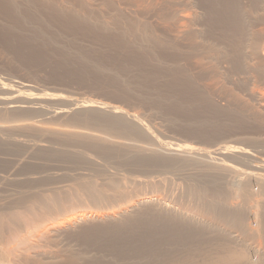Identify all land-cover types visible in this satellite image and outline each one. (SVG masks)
I'll return each instance as SVG.
<instances>
[{"label":"bare ground","instance_id":"6f19581e","mask_svg":"<svg viewBox=\"0 0 264 264\" xmlns=\"http://www.w3.org/2000/svg\"><path fill=\"white\" fill-rule=\"evenodd\" d=\"M0 35V48L10 50L9 59L14 58L10 61L22 69L59 56L61 60L56 59L62 62L49 70L54 77L74 73L66 70L72 61L78 62L82 72L90 67L109 73L113 81H122L111 67L101 64L105 60L93 61L83 49V53L80 49V53L68 52L75 45L68 48L58 42L66 37L62 35H81L93 44L119 51L128 61L131 58L139 64L144 60L157 66L184 94L197 93L192 95L198 96L196 102L200 95L208 104L220 100L229 107L234 105L230 109L250 110V101L264 107V92L252 89H264V0H0ZM21 40L35 43L38 54L21 55L26 54ZM154 78L153 83L146 77L143 80L153 85ZM27 87L0 76V264H101L93 262L89 253L74 249L73 243L97 244L99 235L113 234L108 243L121 245L146 223L159 227L167 222L179 228L171 238L196 249L184 255L167 254L162 233L144 230L138 252L145 259L150 257L147 264H264L260 249L254 251L258 256L255 263L246 247L247 241L264 243V177L241 175L237 188L223 184L220 179L235 177L237 171L210 162L206 152L192 145L164 147L158 130L154 133L157 128L151 129L138 113L92 100L74 103L53 94L23 95L20 90ZM241 89H247V99L240 96ZM59 104L68 105V110L56 112ZM15 130L40 135L27 140L15 136ZM144 139L150 144H144ZM227 150L230 153L223 155L227 158L245 162L248 157L236 146ZM45 163L58 169H39ZM188 168L194 170L193 176L197 170L202 176V184L190 187L187 193L188 200L199 202L200 210L194 212L148 195L159 190L163 178L133 177ZM67 180H87V184L68 191L59 186ZM30 183L35 186H25ZM253 183L259 187L257 192ZM234 199L240 203L229 204ZM247 206L257 207L253 213L257 229L248 223ZM76 209L84 210L74 213ZM228 232L240 233L245 240L233 245Z\"/></svg>","mask_w":264,"mask_h":264},{"label":"rangeland","instance_id":"374dc122","mask_svg":"<svg viewBox=\"0 0 264 264\" xmlns=\"http://www.w3.org/2000/svg\"><path fill=\"white\" fill-rule=\"evenodd\" d=\"M63 36H66V37H63ZM68 36L69 35H62L63 38L62 39L60 38L58 42H60V44H62L63 46L66 45V47L68 48L71 45H75L77 47H79L80 45L81 47V48L80 47L77 48L75 46H72L70 47L72 50L69 48L68 52L78 53L79 51H77V49L78 50L80 49V51L83 49L82 51L84 53L82 51L81 53L85 54L86 52L87 55L86 54L85 55L89 56L91 60L93 61L95 59L96 61L97 60L99 61V59L101 61L105 60L104 62H101V61L99 62H101L102 65L104 63L105 65L103 66L106 69H109L111 67L110 69H112V73L117 72L118 74L117 73L116 74L118 76H121L120 78L122 79V81H113L112 76H110L109 73L96 72L95 69L90 68V67L83 69V72H82L80 71L79 68H77V67H80L78 65V62H72V61H69L71 64L68 63V65H66L67 67L66 66L65 67H66V70H71V71L73 70L74 73L66 76V78L61 77V74L62 76H64L63 73H60L59 76L57 75L54 77L52 76L53 74L51 75V71L49 70H51L50 68L52 67L54 70V68L58 67V66L55 67V65H59V63L62 62L60 61L61 59L59 58V56H56V57H58L60 60L56 59V57L54 56V58L51 57L49 59V60L53 59V61L51 60L50 62H46L44 65L42 64L41 66L36 67L35 66L36 63L29 64L28 68L23 67L22 69L19 66V64H16V63L14 64L13 62H11L13 61L14 58L10 56L12 60L9 59L10 52L8 51L10 50L2 51V48H0V51H1L0 52L1 54L0 55V76H2V78L4 79L7 78L12 81H17L18 84H24L26 86H29V88L27 87V89L23 88L25 90L23 89L20 90L23 95H34L37 93L53 94L54 96H62L66 99H71L74 101V103H80L85 100H92L98 103H108L114 106H118V107L123 108L126 111H129V112L131 111L132 113L134 112L136 114L138 113L140 114L138 116L142 117L146 125H149L150 128L151 127L157 128V129H154L155 130L154 133H156V131L158 130L157 133L159 136L158 135L157 136L160 137V142L163 144L164 147L178 148L180 144L181 146H183V144L192 145L194 148L200 149V151L202 152H206L207 153L205 155L207 156L206 159H208L210 162L212 161L216 165H219V166H226V167L230 166L234 171H237V175L235 177L232 176L226 179H220L219 182L223 184L231 183L233 187L237 188L240 185L239 179L241 175L248 176L252 173H256L259 176L264 177V117H263L264 107H262L257 101H250L249 103L250 110L244 109L240 106L239 107L235 106V108H233L234 105H231L233 106L232 107L233 110H232V108L230 109L231 106L230 107L227 106L226 102L220 101V100L217 101L218 102L217 104H215L216 103L215 101L214 105L213 103H211L214 100L213 101L209 100L211 102L208 104V100H205L207 103L205 101L203 102L204 98H202L200 95H199L200 98L198 99L199 101L196 102L197 97H198L197 93H192V92L187 91V94L186 93L184 94L183 92H185V90L179 88L176 84L175 86H173L174 82L171 80L172 78L169 76H166L163 72H161L160 68L158 69L157 66L155 65L150 66V64H145L146 61L139 60L140 63L143 61L142 64H145V66L149 65L150 67L153 68V69L152 68L149 69V66H148V69H147L144 67V65L141 64L142 65L141 66L140 63L139 64L136 63L131 58H129L130 60L128 61L127 60L128 58L125 57L126 58L125 60L122 54L121 55L118 54L119 51L117 52V50L114 51L111 48L109 49L106 46V44L99 43L98 45L97 42L93 44L94 42L91 43L92 40L82 39L81 35L78 36L81 39H79L76 36L71 35L69 36L71 39L68 38L70 39L68 40L67 39ZM75 37L78 39L77 40L74 39ZM0 39H1V35H0ZM72 40L76 41V44L73 43ZM1 42H0V47H3V42L2 43ZM20 45L23 47V50L26 53V54H21V55H24L26 58H28L29 55L32 56V55L38 54L37 50L39 47H37L35 43L28 42L26 40H21ZM103 46H106L107 49L105 47L101 48ZM73 47L76 48V50L73 51L74 49ZM52 51L49 50L50 53L56 52V51L55 52L54 51L52 52ZM4 53H7V54H4ZM103 54L106 56L103 57ZM117 54L118 56L120 55L118 57V59L120 60L117 59ZM91 55L94 59L91 57ZM1 56L4 58L8 56L7 57L8 61L10 60L11 61L7 62V58L5 60ZM121 56H123L122 59L124 60V65L122 63L123 60H121ZM131 60L135 63V65L137 64V66L133 67L134 63ZM55 62H57V64H55ZM3 65H5V67ZM69 65H71L72 67H70ZM74 65H76V67ZM138 67L140 70L136 69ZM127 68L130 69V72ZM131 68L134 71H132ZM133 68H135L136 70ZM18 69L21 71H19ZM125 69H127L125 71L126 73L124 72ZM141 69L145 71L148 76L147 75L144 76L145 72H143ZM53 70H52V73H53ZM138 70L141 73H139ZM3 72H5V74ZM18 72L20 73L18 74ZM149 72L151 73L153 72V74H155L157 77L153 74L152 75L156 77L157 79L154 78L151 74L150 76ZM137 73L139 75L141 74V78L142 77L143 78L142 79L139 78V75ZM161 73H163L166 77L161 76ZM9 75H12V76H9ZM48 75L49 77H47ZM159 75L162 77V79L163 78L164 79L161 80ZM13 76H16V78L18 79H15ZM34 76H36L35 79H34ZM145 77H146L147 82L153 80L154 78V81L156 84L154 83L152 85L153 83L152 81H151L152 83H148V84L147 82L145 83V80H143L145 79ZM123 79L124 80L130 79L131 82L130 80L129 81L127 80L128 82L123 81ZM166 80H168V83H166L167 82ZM160 81L161 82L163 81V82L160 83ZM121 82L122 83L125 82L126 84L124 83L125 84L124 85ZM129 83L131 84L132 87L130 86ZM144 83L147 85L146 87H143L145 85ZM165 83L169 86H166ZM126 86L127 88H125ZM163 86L168 87V91L171 89V91L169 92H172V93H169L168 91H166L167 88H164ZM170 86L171 87L173 86L174 88L177 86L178 87V90L176 87L177 92L173 87L171 88ZM130 87H131V90L129 91ZM252 89L260 91L262 93L264 92V89L262 88H252ZM119 91H121L120 92L121 94L119 93ZM116 92L119 93L120 95L117 94ZM178 92L179 94H176ZM180 92L183 94H180ZM122 93L125 95L123 96ZM239 93L241 97H244L243 99H247L246 97L247 89H241ZM194 94H197L195 95L197 96L195 97L196 100L193 97ZM157 95L160 96V98L157 97ZM157 98L161 100V102L158 100L159 104H157ZM221 103L223 107H224L223 104H225L229 108V110L227 111L228 108H225V109L222 108ZM67 106L68 105L66 104H59L55 107V110L56 112L61 111V110H68ZM31 122H34V120ZM43 122L44 121H38L37 123L42 124ZM55 123L58 124V122H55ZM24 131L27 133H25ZM12 133H14L15 136H18L21 138L25 137V139L27 140H34L36 138V135L38 134L40 135V133H37V132H36L37 134L36 133L32 134V131H27V130H15V132L12 131ZM31 135H34V137ZM38 137L39 136H37V138ZM39 139H45V138H39ZM145 141L146 143L149 142L144 139L143 143ZM229 146H234V147L236 146L239 148V150L246 151L248 154L246 161L239 162V161H236L234 158L225 157L226 152L230 153V151L227 150ZM34 167L37 168V165H35ZM39 169H49V171H56L58 168L52 167V164L49 165L48 163H45L44 167L39 168ZM202 169L203 168L200 167L199 170L200 171L205 170V169L203 170ZM200 171L197 170L198 173H200ZM191 172L194 173V170L190 168H188V170L185 169L181 171H169V172L167 171V172H163L164 174L162 172L155 173V171H151L152 175L148 174L149 176H147V174L146 175L136 174V175H133V177L139 176L142 178L144 177L143 179L151 178V180L154 178L157 180L159 178L161 180L163 178L162 180L165 181V183L164 181H162L163 186L161 185L159 190L157 189V190L151 191V194L149 193L148 195L150 196L156 195L164 199L168 204H171V203H172L171 205L177 204L178 206H181L184 209L186 208L190 212L191 211L194 212V211L200 210V206L198 207L199 202H196L195 200H192V199L188 200L189 198L187 197L188 195L187 193L190 187H196L197 185L202 184V176H200V174L198 175V173L195 176H193L192 175L193 173ZM123 173L127 175L125 172ZM83 184H87V180H67L64 183L59 184V186H61L62 189L72 191L78 185H83ZM25 186L34 187L35 184L34 183L25 184ZM258 188L259 187L256 183L252 184L253 191L257 192ZM238 203H240L239 199H234L229 202V204H238ZM247 209H248L247 211L248 223L250 224L252 229H257L255 228L257 226V223H256L257 221L253 214L254 211L256 212L257 207L255 208V206L254 207L247 206ZM83 210L84 209H76L74 210L75 211L74 213L76 212L80 213ZM100 212H103V211H100ZM91 227L95 228L98 226H91ZM176 228L179 229L178 227H176L175 225L169 222L161 223L159 227L155 225L154 223H146L145 226L143 225L135 229L134 230L135 233L129 238H127L126 243L121 244V245H115L112 243H108L112 241L113 239V234H110L109 236L99 235L96 238L97 240L102 242V245L99 241H96L97 244H91V245H88L86 242H76V243H73L72 247L78 250L80 253H89L88 256L92 257V260H94L93 262H99L101 264H147L150 261V257L145 259L143 258L145 256H143L142 254L138 252V250L142 248L141 246H139L138 242L142 240V235H143L144 230L152 229V230H158L162 233V237L165 241V246L163 247V249L165 250L167 254L176 253L179 255H184V254H187L188 251L196 249V247L184 245V243H179L180 241L179 239H176L173 237L171 238V233ZM228 233L230 235V239L233 245H239L241 242H243L242 240H245L244 237L238 235L240 233H236V232H228ZM32 240H36V239L33 238ZM247 240H250V239H247ZM246 245H247L246 247L248 251H250L251 261L256 263V261L258 260V256L255 253L257 249H260L258 255H260L261 257H264V243L259 242V241H247ZM101 246H106V247L102 248ZM202 248H205V247H202Z\"/></svg>","mask_w":264,"mask_h":264}]
</instances>
